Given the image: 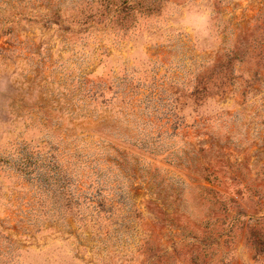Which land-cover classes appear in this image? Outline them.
Masks as SVG:
<instances>
[{"label": "rangeland", "instance_id": "rangeland-1", "mask_svg": "<svg viewBox=\"0 0 264 264\" xmlns=\"http://www.w3.org/2000/svg\"><path fill=\"white\" fill-rule=\"evenodd\" d=\"M0 264H264V0H0Z\"/></svg>", "mask_w": 264, "mask_h": 264}, {"label": "trees", "instance_id": "trees-1", "mask_svg": "<svg viewBox=\"0 0 264 264\" xmlns=\"http://www.w3.org/2000/svg\"><path fill=\"white\" fill-rule=\"evenodd\" d=\"M76 194H77V196H78V195H81L82 193L80 194V191H78Z\"/></svg>", "mask_w": 264, "mask_h": 264}]
</instances>
